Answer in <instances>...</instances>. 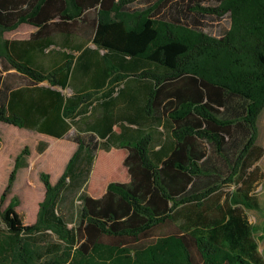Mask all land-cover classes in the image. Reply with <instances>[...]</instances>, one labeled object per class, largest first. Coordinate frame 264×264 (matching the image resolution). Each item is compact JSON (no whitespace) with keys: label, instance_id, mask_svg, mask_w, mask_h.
Listing matches in <instances>:
<instances>
[{"label":"trees","instance_id":"trees-1","mask_svg":"<svg viewBox=\"0 0 264 264\" xmlns=\"http://www.w3.org/2000/svg\"><path fill=\"white\" fill-rule=\"evenodd\" d=\"M138 1L0 0V122L58 139L76 123L93 131L73 138L77 150L56 183L41 174L45 196L30 225L17 211L18 197L3 208L28 148L17 158L0 198V264H264V226L253 225L245 214L261 208L264 0H148L136 8ZM190 16H228L231 26L213 37L193 27ZM21 24L91 26L104 60L89 59L84 68L100 78L112 75L111 84L125 83L130 104L121 115L128 125L124 131L113 129L110 115L92 127L83 120L94 94L74 100L47 89L59 97L51 99L54 112L45 106L33 113L26 103L19 115L7 106L4 71L65 89L78 68L70 56L60 67L33 63L28 42L4 38ZM141 95L147 97L146 114L156 119L155 132L132 127L147 123L140 115ZM236 127L244 136L231 156ZM210 150L228 163L227 174L209 158ZM112 163L122 170L112 177H119L97 181L96 173L109 171ZM79 191L81 206L70 227L60 207L66 192ZM169 223L178 232L144 247L106 241H140ZM48 233L59 243L41 246L38 238Z\"/></svg>","mask_w":264,"mask_h":264},{"label":"crops","instance_id":"crops-1","mask_svg":"<svg viewBox=\"0 0 264 264\" xmlns=\"http://www.w3.org/2000/svg\"><path fill=\"white\" fill-rule=\"evenodd\" d=\"M57 21L58 20H56L55 22ZM65 29L74 31H72L71 33H65L67 31ZM4 38L5 40H9L11 42H28V47L30 51H32L34 57L33 63L39 66L44 64L48 65L46 68L54 66L60 67L66 63L68 56L75 57L76 61L78 60V68L75 71V74L69 80V85L65 89L61 87H52L48 82L35 85L27 77L17 73L16 70L4 71L5 103L7 104V106L12 105L18 108L17 111H19V115L25 113L26 103L31 106L33 113H39V108L45 106H48L49 111L54 112L55 108L54 106H52L54 104L53 100H55L56 98L59 99V97L55 96L54 94H46L47 89L60 91L65 97H73L74 100L83 95L94 94V99L90 103H88V105H92L85 111L86 116L83 119L88 124V126H95L101 121L103 123L107 115H110L113 117V129L116 132L119 133L121 131H124V128H127L128 125L126 124L125 118L123 116L121 117V115L125 113L127 106L130 104L125 96L128 91L126 89L125 83H122L121 85L120 83L111 84L112 75H107L105 78H100L97 75V71H87L84 68L89 59H93L99 63L104 60L102 57V53L97 51L93 43V30L91 26L89 27L88 25L83 24L81 26L76 25L73 27H66L63 25L37 27L30 24H21L15 30L6 32L4 34ZM25 45L26 44H24V46L22 47H27ZM0 68L3 69L1 59ZM133 84H135V82H131L130 85ZM141 97L143 98V100L141 102L142 108L140 115L141 119L144 122L147 121V123L145 124V126H139L137 123L132 127L139 128V130L143 131V133L148 131L155 132L157 128L155 123L156 119L148 117V115L146 114V109L144 108L147 97L145 95H141ZM107 103H112L113 108L109 107ZM45 120L46 119L44 117L41 119V121ZM76 122H78V119L76 120ZM1 123L3 122H0V124ZM8 125L18 131L27 132L29 133V135L30 133H32V135H28L27 137L29 138L26 139H31L30 137L37 135L44 139L48 138L58 141H69L72 143V145H74L75 151L77 150L78 145L76 142H74L73 138L78 134L90 135L93 133V131H91V128L79 129L78 123H76V126H74L64 138L58 139L31 128H20L12 124ZM1 138L3 139V135L0 129V149L3 143V140ZM98 139L102 142H105L106 140L101 139L100 137H98ZM35 148L37 154L40 156L48 150L47 143H45L44 141L38 142ZM24 149L25 148H23L21 152L17 154V158L22 154ZM50 152L52 159H57L58 155H56V153L52 151H49V155ZM73 154L71 155V157L73 156ZM30 157H32V155L28 153L20 160V168L18 174L22 170L30 167ZM261 161L259 162L260 166Z\"/></svg>","mask_w":264,"mask_h":264},{"label":"rangeland","instance_id":"rangeland-1","mask_svg":"<svg viewBox=\"0 0 264 264\" xmlns=\"http://www.w3.org/2000/svg\"><path fill=\"white\" fill-rule=\"evenodd\" d=\"M147 4H148V0H139L133 6L136 8H140V7H144ZM214 4L215 2L211 0L206 3V5H214ZM173 17L174 16L170 18L173 19ZM188 21L191 25H193V27L199 30H203L209 35L218 38L223 36L231 26V20L228 16H225L223 18L210 17V16L201 18V17L190 16ZM237 103L238 105L240 104L238 100L237 101L234 100L231 105L232 108H236V110H238ZM0 129L3 135V139L1 138L3 140V143L0 149V198L6 188L9 176L13 168H15L17 154L20 153L23 148L27 147L29 153L32 155V157H30L31 160H29L30 167L22 170L18 174L17 181L11 193L7 196L6 201L3 205V208L7 207L10 200L13 197H18L20 199V205L17 207V211L20 213L24 224L30 225L36 221L39 205L43 201L45 196V186L41 180V174L42 173L49 174L51 176V179L53 180V183H56L59 180V176L61 177L69 158L74 153L75 147L69 141H58L48 138L44 139L37 135H34L35 138L34 136H32L30 137L31 139H26L29 138L27 137L29 133L18 131L6 123H1ZM260 129L261 132H260L259 144L264 148V111L260 118ZM31 135L32 133H30L29 136ZM243 136H244V131L240 128H237L234 133V137H236L234 139V143L236 144V146H230L231 148L229 150V154L231 156L233 155V151H238L240 149L239 144L241 142L239 138ZM41 141L47 143L48 150L44 152L43 155L40 156L37 154L35 146L37 145L38 142ZM49 151L56 153V155H58L57 159L53 160L51 157V152L49 155ZM209 155H210L209 158L211 160L215 159L214 160L215 164L219 169H221L226 174L229 172L227 162H223L222 160L218 159L217 155L212 150L209 151ZM110 160L111 162H115L117 158L111 157ZM261 166L263 171L262 173L263 181L261 182L257 190L258 197H260L261 199V208L259 210H253V211L247 210L245 214L253 225L263 227L264 226V158L261 161ZM119 169L120 166L117 168V171L120 173V171L122 170ZM117 171H116V165L112 163L111 166L109 167V171L96 173L95 178L97 181L105 180L106 178L108 180H111V178L109 179L108 177L115 176L113 174L117 173ZM118 177L119 175L117 177H112V178H118ZM101 178H105V179H101ZM234 187L235 186H233V188ZM233 188L225 189V192L233 191ZM99 189L100 191H103L104 186L101 185ZM82 191H79L78 193L66 192V195L62 199L60 210L68 220L70 227H75L77 212L81 206V201L79 196L80 193H82ZM175 225L176 224L169 223L165 225L162 229L158 228L151 235L142 238L140 241L111 240V239H106V241L111 243H125L127 246L137 249L153 243L156 240V237L159 235H163L165 233L178 232L177 231L178 229L175 228ZM3 230H4V225L0 223V231ZM38 240L41 243V246H45V247L51 244L59 243L58 239L51 233L40 236ZM259 252L264 257V240L259 242Z\"/></svg>","mask_w":264,"mask_h":264}]
</instances>
